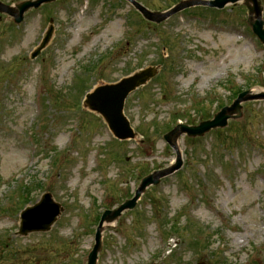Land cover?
<instances>
[{"label":"rangeland","instance_id":"1","mask_svg":"<svg viewBox=\"0 0 264 264\" xmlns=\"http://www.w3.org/2000/svg\"><path fill=\"white\" fill-rule=\"evenodd\" d=\"M136 1L162 12L181 0ZM216 12L193 9L146 32L125 0H63L20 26L0 14V264H87L103 213L174 163L168 131L213 117L238 93H264V47L244 3ZM49 18L52 41L32 60ZM148 67L161 77L126 101L136 138L119 142L83 108L85 95ZM242 111L223 131L180 139L183 169L104 230L98 264H264V101ZM46 192L62 206L57 222L19 236L21 211Z\"/></svg>","mask_w":264,"mask_h":264},{"label":"water","instance_id":"2","mask_svg":"<svg viewBox=\"0 0 264 264\" xmlns=\"http://www.w3.org/2000/svg\"><path fill=\"white\" fill-rule=\"evenodd\" d=\"M58 0H37L35 2L27 1L19 4L16 8L5 6L0 2V12L14 19L19 25L23 22L24 16L32 9H39L44 4L56 2ZM143 17L150 21L161 24L177 13L194 8L209 7L213 9L223 10L229 5H237L243 2L249 11L248 25L252 28L254 34L264 45V21L263 8L260 0H185L176 5L173 9L165 13H153L147 10L139 3L128 0ZM53 27L47 32L40 47L33 53L32 59H36L44 50L53 35ZM158 74L157 68H149L140 71L135 75L122 80L116 85H108L98 88L94 93L87 96L85 106L91 111L100 114L107 122L110 130L119 140L134 139L136 137L130 122L124 115L125 101L128 96L137 89L145 86ZM254 101H264V93L254 95L251 91L244 92L238 96L230 107L223 108L212 120L201 122L198 126H187L180 124L173 131L165 136L167 143L175 150L177 154L176 163L167 169L156 171L145 177L137 189L135 196L131 200H127L118 209L114 211H106L100 221L97 229L95 246L87 258V264H98L99 253L103 247L102 233L110 224H116L121 216L133 211L142 196L150 187L160 185L161 181L178 172L182 166V156L178 145L179 139L186 135L189 138H201L212 131L225 129L229 125V121H239L243 117V104ZM62 212V207L57 204L51 194H45L40 202L32 207H27L21 214V228L19 235L27 236L31 233L48 232L57 221ZM204 264V263H202Z\"/></svg>","mask_w":264,"mask_h":264},{"label":"trees","instance_id":"3","mask_svg":"<svg viewBox=\"0 0 264 264\" xmlns=\"http://www.w3.org/2000/svg\"><path fill=\"white\" fill-rule=\"evenodd\" d=\"M202 113H203V112H202ZM200 116H201V113H200ZM201 117H202V120H204V119H208V118L210 117V115L207 113L206 115H202ZM26 189H27V188L24 186V187L22 188L23 191H22V194H21V196H22V195H25V198H24L25 201H27V199H28V197H29V194H30L28 191L26 192ZM189 225H190V224L188 223L187 226H189ZM187 226H186V227H187ZM186 227H185V228H186ZM176 228H181V225L177 226Z\"/></svg>","mask_w":264,"mask_h":264},{"label":"bare ground","instance_id":"4","mask_svg":"<svg viewBox=\"0 0 264 264\" xmlns=\"http://www.w3.org/2000/svg\"><path fill=\"white\" fill-rule=\"evenodd\" d=\"M115 224H110L111 227H113Z\"/></svg>","mask_w":264,"mask_h":264}]
</instances>
